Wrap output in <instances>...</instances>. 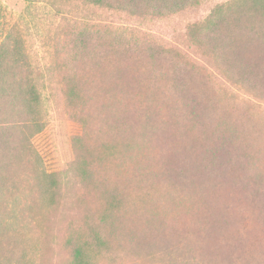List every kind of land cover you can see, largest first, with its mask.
Returning <instances> with one entry per match:
<instances>
[{
	"label": "trees",
	"instance_id": "16d2710c",
	"mask_svg": "<svg viewBox=\"0 0 264 264\" xmlns=\"http://www.w3.org/2000/svg\"><path fill=\"white\" fill-rule=\"evenodd\" d=\"M90 1L167 15L197 0ZM200 35L225 73L264 93V0L217 7ZM90 37L84 31L65 57L72 69L67 96L70 104L78 100L98 110L78 118L97 149H87L82 138L76 143L89 158L82 165L97 169L82 166L81 179L101 202L87 208L84 228L66 241L71 264L116 263L123 252L150 264L156 257L158 264H264V238L252 234L264 235V163L250 149L252 132L218 112L211 84L178 53L138 42L90 44ZM7 52L1 44L0 58ZM80 66L87 96L73 85ZM26 84L0 91L11 97L20 120L15 131L0 127V248L20 253H12L14 264L28 257L19 249L24 240L16 239L23 209L17 206V185L8 183L10 170L27 154L28 138L39 132L22 123L36 114V92ZM39 176L47 183L39 185L41 192L52 198L53 178L36 169Z\"/></svg>",
	"mask_w": 264,
	"mask_h": 264
},
{
	"label": "rangeland",
	"instance_id": "374dc122",
	"mask_svg": "<svg viewBox=\"0 0 264 264\" xmlns=\"http://www.w3.org/2000/svg\"><path fill=\"white\" fill-rule=\"evenodd\" d=\"M231 1L197 0L182 10L153 15L101 6L90 0H0V46L8 51L0 58L3 63L0 91L20 81L32 84L36 92V119L26 116L22 123L39 132L28 138L29 150L17 169L10 170L12 178L8 181L17 185V206L23 209L16 239L25 242L19 243V249L22 253L26 251L28 257L24 264H71L66 241L71 233L84 228L88 210L99 207L101 202L95 190L81 179L82 166L93 173L97 169L94 164L82 165L89 158L83 151L86 148L80 151V143L78 146L76 143L82 138L87 149H97L84 137L78 118L80 115L87 118L98 110L93 111L88 107L90 103L84 105L78 100L70 104L67 96L72 69L65 57L84 31L91 34L90 44L109 41L124 46L125 41L138 42L178 53L204 76L207 86L211 84L210 93L218 112L236 119L245 132H252L254 136L247 137L250 149L264 163V93L248 89L233 72L225 73L200 35V29L216 8ZM78 68L80 74L75 76L73 85L87 96L88 87L86 82L82 84L81 74L85 71H81V66ZM3 95L0 96V127L7 125L14 129L20 120L9 105L11 97ZM32 123L38 125L33 128ZM36 169L53 178L52 198L41 192L39 185L47 183L43 176L35 177ZM252 234L264 238L258 230ZM3 246L0 264L9 262L12 253L20 254ZM146 253L139 250L137 254L145 256ZM121 255L116 263H104L150 264L136 254L124 256L123 252ZM13 262L14 257L9 263ZM153 264H158L157 257Z\"/></svg>",
	"mask_w": 264,
	"mask_h": 264
}]
</instances>
